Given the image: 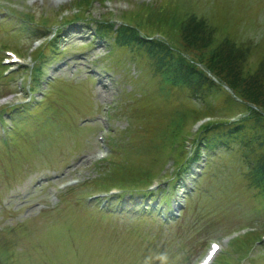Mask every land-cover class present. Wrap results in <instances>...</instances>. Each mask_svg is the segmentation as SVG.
<instances>
[{"label":"rangeland","instance_id":"1","mask_svg":"<svg viewBox=\"0 0 264 264\" xmlns=\"http://www.w3.org/2000/svg\"><path fill=\"white\" fill-rule=\"evenodd\" d=\"M151 1L113 0L110 6L94 2L88 17L117 19L135 3ZM65 4L66 0H0V51L11 48L20 53L16 49L18 44L23 48L24 65L29 63V51L36 37L31 29L20 36L17 29L23 26L19 19L7 15L9 9L33 13L38 20L47 16L53 22L50 29H62L59 53L50 54L44 68L42 83L44 86L49 82L50 89L49 99L44 103L48 111L34 120L33 130L11 135L9 143L0 142V202L4 200L0 207V229L37 217V213L55 205L52 194L59 197L60 184H67L71 179L88 182L104 173L106 168H97L91 165L92 161L81 164V160L94 155L101 135L105 137L108 154L112 153L109 146L115 149L110 140L116 136L122 138L121 146L126 149L115 152L118 161L133 166L135 171L155 168L154 146L164 125L182 108L180 103L185 100L181 96L164 100L156 91L154 71L148 68L147 61L141 63L134 54L123 51L119 53L121 60L102 58L110 46L94 37V27H89L84 20L64 25L61 18L55 19L56 10L65 8ZM193 4L207 18L233 9V16L239 22V40L264 39V0H193ZM70 14L71 11L66 13ZM20 77L17 73L13 80L0 83V97L16 92ZM46 84L42 88L45 91ZM165 86L169 88L171 84L165 83ZM41 95L44 97L39 91L37 97ZM18 101L21 99L12 100ZM196 104L200 106L201 102ZM106 116L110 119L101 123V118ZM195 131L192 127L191 133ZM231 147V151L213 152L195 166L193 176L182 182L185 189L178 190L168 204L160 203V196L151 202L131 200V204L127 195L124 198L127 202L121 205L124 211L113 208L109 218L99 215L94 218L96 210L85 205V209L74 207L75 196L66 202L68 208L60 216L33 218V222L29 221L30 228H24L27 235L17 239L19 247L13 253V263L18 259L16 264H192L206 250L209 241L221 240L247 226L264 232V213L251 211L263 199L256 200L254 191L248 189L241 144L234 141ZM173 157H169L161 175L156 177L158 184L154 192L173 189L169 176L176 171ZM113 160L112 163H117L116 157ZM63 162L69 163L56 168ZM33 169L37 172L23 180ZM88 186L93 184L85 187ZM145 205L150 206L152 214L137 218ZM162 216H165L164 222ZM62 217H71L72 224L55 222ZM93 219L94 226L87 227V222ZM53 223V232L45 229ZM77 227H82L84 239L81 231L75 230ZM222 248L237 256L226 245ZM263 254L264 246H259L253 256ZM256 263L263 264L264 260L256 259Z\"/></svg>","mask_w":264,"mask_h":264},{"label":"trees","instance_id":"2","mask_svg":"<svg viewBox=\"0 0 264 264\" xmlns=\"http://www.w3.org/2000/svg\"><path fill=\"white\" fill-rule=\"evenodd\" d=\"M192 5L190 0H184V4L177 0L167 8L157 7L147 14H128L117 28L114 24L100 26L99 34H114L115 43L119 46L136 50L140 60L147 58L154 75L160 76L158 91L161 93L172 91L171 86L188 88L191 96L206 101L207 97L216 96L221 91L220 85L211 80L207 71L234 91L241 103L225 94L219 98L224 102L219 107L246 106L250 111L248 117L238 123L220 119L204 126L194 143L193 153L185 159L182 171H187L188 166L199 160L204 152L210 156L220 149L231 151V143L239 142L243 148L245 176L250 186L258 189L264 202V116L260 111H264V39L240 41L237 37L239 22L212 23L199 15ZM50 45L55 52L56 42ZM37 59L40 62L35 66V80L42 75L44 66L41 62L46 59L44 50L38 53ZM165 83L171 86L166 88ZM20 112V123L25 126L26 113L24 110ZM202 113L196 106L183 109L179 113L180 121L175 120L174 132L179 134L189 119ZM23 125L17 126L16 133L26 134ZM128 182L120 181L119 185L131 188L133 182ZM261 241L258 233L246 234L234 244L238 259L223 255L218 264H242L246 260L249 264H257V258L252 257V249ZM261 259L264 260V256Z\"/></svg>","mask_w":264,"mask_h":264}]
</instances>
